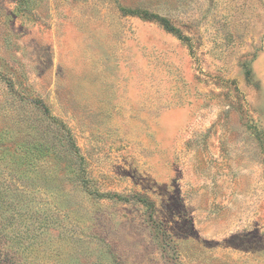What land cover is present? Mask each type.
<instances>
[{"label":"rangeland","instance_id":"1","mask_svg":"<svg viewBox=\"0 0 264 264\" xmlns=\"http://www.w3.org/2000/svg\"><path fill=\"white\" fill-rule=\"evenodd\" d=\"M0 264H264V0H0Z\"/></svg>","mask_w":264,"mask_h":264}]
</instances>
